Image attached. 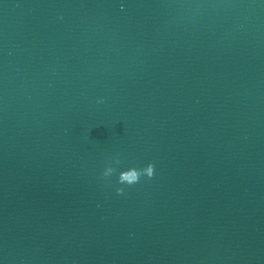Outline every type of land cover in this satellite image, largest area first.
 <instances>
[{
	"label": "water",
	"instance_id": "95a60500",
	"mask_svg": "<svg viewBox=\"0 0 264 264\" xmlns=\"http://www.w3.org/2000/svg\"><path fill=\"white\" fill-rule=\"evenodd\" d=\"M0 264H264V0H0Z\"/></svg>",
	"mask_w": 264,
	"mask_h": 264
},
{
	"label": "clouds",
	"instance_id": "9594fccd",
	"mask_svg": "<svg viewBox=\"0 0 264 264\" xmlns=\"http://www.w3.org/2000/svg\"><path fill=\"white\" fill-rule=\"evenodd\" d=\"M98 102H102V101H98ZM120 163L121 161L118 157L114 158V160L112 161L113 165L118 166ZM154 171H155V165L153 163H148L143 168L130 167L126 170L119 171L116 182L120 185H125L130 187L132 185L140 183L142 177H147L148 179H151L154 176ZM116 172H117V167L109 165L105 167L102 173V179H104L110 184L108 178L111 177ZM115 191L118 195H123L125 189L124 187H117Z\"/></svg>",
	"mask_w": 264,
	"mask_h": 264
}]
</instances>
